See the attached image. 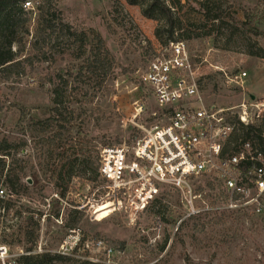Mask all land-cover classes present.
I'll return each mask as SVG.
<instances>
[{"label": "rangeland", "instance_id": "rangeland-1", "mask_svg": "<svg viewBox=\"0 0 264 264\" xmlns=\"http://www.w3.org/2000/svg\"><path fill=\"white\" fill-rule=\"evenodd\" d=\"M165 1L183 25L184 36L180 39L201 61V84L207 103L233 108L252 97L264 98V59L248 55L246 46L251 42L264 50V0ZM52 5L65 23L81 30L93 29L100 35L108 50L112 75L103 82L86 74L79 77L78 69L87 53L77 59L75 49L66 48L54 51L53 62L34 64L18 82H0V138L24 142L16 158L26 162L23 187L12 198L20 213L11 209L0 220V243L5 241L14 253L26 251L30 244L21 233L26 228V217L31 215L39 224L32 251L69 257L53 264H264V196L259 213L250 208H218L185 217L178 193L167 187L133 222L124 210L98 219H91L81 210L80 223L75 227L85 237L100 239L111 247L113 254L109 257L96 247L79 250L74 256L59 251L69 233L63 226L69 211L91 196L99 179L88 181L76 168L71 178L63 172L57 180L58 166L64 162L67 166L74 157L89 156L97 167L102 147L131 144L142 136L143 129L166 122L144 87L141 73L168 44L162 22L144 17L140 6L129 5L126 0H52ZM204 6L216 11L207 16ZM217 11L227 26H219V21L213 19ZM240 71L246 72L242 86L229 80ZM57 75L67 81L60 106V110L65 108L64 119L51 121L46 127V119L57 117L52 110ZM135 102L145 107L133 117ZM55 133L60 136L50 145L45 138ZM51 147L54 153H60L53 159L47 155ZM180 219V227L174 231Z\"/></svg>", "mask_w": 264, "mask_h": 264}, {"label": "built area", "instance_id": "built-area-1", "mask_svg": "<svg viewBox=\"0 0 264 264\" xmlns=\"http://www.w3.org/2000/svg\"><path fill=\"white\" fill-rule=\"evenodd\" d=\"M34 5V1L23 4L26 9H33ZM202 74L201 61L190 54L183 40L170 42L148 61L141 79L166 122L143 129L142 136L131 144L122 142L102 147L97 159L99 182L77 210L89 213L91 219L124 210L133 222L148 209L155 195L167 187L178 193L186 209L185 217L218 208L261 211L264 98L243 101L237 105L236 112L237 107L207 103ZM245 77L246 72L240 71L229 80L242 86ZM133 106V117L140 115L145 107L138 102ZM237 121L245 126L260 124L259 137L233 140ZM198 181L202 185L195 186ZM12 198L13 193L1 181L0 220L5 217L3 203ZM181 222L182 219L175 223L174 231ZM90 247L102 251L103 256L113 254L112 248L106 247L102 240L85 237L77 227L69 229L59 251L74 256L75 252ZM29 253H14L6 243H0V264H23L19 257Z\"/></svg>", "mask_w": 264, "mask_h": 264}, {"label": "trees", "instance_id": "trees-1", "mask_svg": "<svg viewBox=\"0 0 264 264\" xmlns=\"http://www.w3.org/2000/svg\"><path fill=\"white\" fill-rule=\"evenodd\" d=\"M26 1H34V8L26 9L23 6ZM126 2L129 5L140 6V12L144 17L153 19L158 23L162 22L163 30L167 35L166 45L173 41L182 40L180 38L184 36V31H181L183 30V25L174 13L173 7L165 0H126ZM203 10L207 16L216 11L210 6H204ZM32 14H35V16L32 17ZM212 17L219 21V26H227L218 11L214 12ZM246 46L248 55L264 59V50L262 48L256 47L255 43L251 42ZM66 48L75 49L74 56L77 59L81 58L85 52L87 53L78 69L79 77L86 74L97 77L100 82H103L112 75V68L108 61V50L104 46V41L100 35L93 29L81 30L65 23L57 9L52 5V0H0V82L9 80L18 82L32 70L34 64L53 62L54 51ZM57 78L58 84L52 90L54 103L52 110L57 117L46 119V127L51 126V121L58 122L64 119L62 110H65V108L63 107L60 110V106H63L64 103L67 81L62 79L61 75H57ZM260 130V124L245 126L237 121L236 129L231 137L233 140L237 138L253 140L259 137ZM58 136H60V133H55L53 136L46 137L45 140L52 145ZM24 146L25 143L22 141L10 140L5 136L0 138V182L2 181L3 184H6L13 195L19 194L20 189L23 187L21 179L26 162L16 158V154ZM52 150V147L47 150V155L50 159L60 154H56ZM22 161L23 163H21ZM65 164L64 162L58 166L56 171L57 180L61 178L63 172L67 174L68 178H71L76 168L79 176L88 181H95L98 176L97 167L89 156H85L82 159L74 157L67 163V166ZM60 194L61 197H64V191ZM3 206L5 216L9 214L11 209L18 215L20 213L15 209L16 203L13 199L5 201ZM81 217V211L71 209L63 226L68 229L74 228L80 223ZM25 223L26 228L21 235L30 244L26 251L31 253L21 255L19 257L21 263L53 264L56 261L69 259L68 256L52 254L48 251L41 253L32 252L37 239L39 224L37 221H33L31 215L26 217ZM167 239L168 235L163 237V245L166 244ZM2 242L6 243L5 241ZM163 245L161 249L164 248Z\"/></svg>", "mask_w": 264, "mask_h": 264}]
</instances>
